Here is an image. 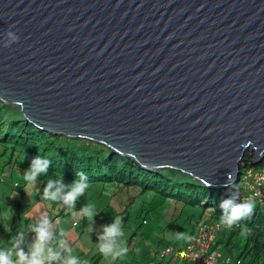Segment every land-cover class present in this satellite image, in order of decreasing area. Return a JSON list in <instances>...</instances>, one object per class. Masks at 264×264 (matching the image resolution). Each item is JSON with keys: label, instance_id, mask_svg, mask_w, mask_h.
Listing matches in <instances>:
<instances>
[{"label": "water", "instance_id": "water-1", "mask_svg": "<svg viewBox=\"0 0 264 264\" xmlns=\"http://www.w3.org/2000/svg\"><path fill=\"white\" fill-rule=\"evenodd\" d=\"M7 30L0 101L36 128L213 189L264 161V0H0Z\"/></svg>", "mask_w": 264, "mask_h": 264}, {"label": "trees", "instance_id": "trees-1", "mask_svg": "<svg viewBox=\"0 0 264 264\" xmlns=\"http://www.w3.org/2000/svg\"><path fill=\"white\" fill-rule=\"evenodd\" d=\"M0 144L3 148L0 150V168L5 167L0 170V183L6 184L4 171L10 179L17 177L21 180L32 158L41 155L52 161L48 175L53 179L56 178L53 173L61 172L64 182L71 183L77 178L76 172L82 171L87 174L91 187L100 184L106 187L109 184L127 194H134L137 189L140 194H149L155 198L154 192L177 198L192 205L202 206L204 213L209 214V220L204 224L219 222V204L229 195L237 197V202L243 200V175L246 174L244 169H264V161L259 165H250L249 160L241 167L238 185L226 189L209 188L180 171L144 169L133 158L121 156L104 145L44 132L26 120L18 107L1 101ZM132 198L131 200H134ZM133 203L134 201L128 203L122 210L128 219ZM255 205L253 214L236 224L241 229L237 230L234 225L229 234H220L217 244L224 243V247L229 251V254L223 257H233L242 264H264V202L255 201ZM185 249L175 251L174 254L181 255ZM233 249L238 251L236 257L233 256ZM102 257L99 253V259L92 264H100ZM173 259L177 260L174 256ZM180 260H184V264H190L183 258Z\"/></svg>", "mask_w": 264, "mask_h": 264}, {"label": "rangeland", "instance_id": "rangeland-1", "mask_svg": "<svg viewBox=\"0 0 264 264\" xmlns=\"http://www.w3.org/2000/svg\"><path fill=\"white\" fill-rule=\"evenodd\" d=\"M2 149L0 144V150ZM249 160L251 164L255 161L254 152L247 154L244 164ZM4 168L1 167L0 170ZM250 169H244V172L247 173ZM254 171L263 172L262 169L256 168ZM3 176L6 184L0 183V244L6 246L17 231L26 229L28 223L34 222L39 215L46 214L54 222L58 221L57 229L62 228L67 232L74 254L86 264H92L99 259L97 235L101 226L110 224L116 216L125 218L124 236L121 240L129 251L126 256L117 259L103 256L100 264H184V260L173 259L174 253L162 256L167 249L175 252L186 248L189 241L177 240L176 233L184 232L191 235L197 231L199 225L209 220V214L204 213L202 206L192 205L177 198L154 192L155 198L149 194H140L137 189L134 190V194H127L109 184L106 187L104 184L94 187L90 185L76 204L77 213L85 204L94 205L100 211L94 218L95 231L89 233L91 225L86 218L73 216L62 203L48 202L39 198L47 180L51 178L49 175L41 176L34 186L27 184L23 176L21 180L17 177L10 179L5 171ZM132 197L134 200H131ZM132 201L134 203L128 219L122 210ZM9 216L12 217L11 220L8 219ZM233 227L226 228L227 234ZM236 229L241 228L236 225ZM219 238L220 232L217 231L216 242ZM220 246H222L220 253L227 256L229 251L224 247V243ZM237 253L238 251L233 249V256L236 257Z\"/></svg>", "mask_w": 264, "mask_h": 264}, {"label": "clouds", "instance_id": "clouds-1", "mask_svg": "<svg viewBox=\"0 0 264 264\" xmlns=\"http://www.w3.org/2000/svg\"><path fill=\"white\" fill-rule=\"evenodd\" d=\"M11 27L13 26H9V28ZM3 37L0 43L5 48L19 41V36L11 30L5 31ZM51 164L50 159L41 155L33 157L29 167L23 173L24 181L34 186L41 176L48 175ZM139 165L146 169L141 164ZM53 175L56 178L47 180L41 198L48 202L62 203L73 216L87 219L91 225L89 233L95 231L94 218L100 211L91 204H85L78 213L76 211L77 202L90 187L87 174L77 171V178L71 183L64 182L61 172L53 173ZM255 206V201L252 199L237 202V197L229 195L219 204L221 210L219 224L225 228H231L249 218L253 214ZM11 218V216L8 217L9 220ZM56 223L58 221L54 222L48 215L41 214L34 222L28 223L26 229L17 231L6 246L0 244V264H86L78 255L74 254V249L67 238V232L62 228L57 229ZM123 236V218L116 216L110 224L101 226L97 235L99 253L106 258L113 259L126 256L129 249L124 246L121 240ZM176 239L189 241L192 237L187 233L179 232L176 233Z\"/></svg>", "mask_w": 264, "mask_h": 264}, {"label": "built area", "instance_id": "built-area-1", "mask_svg": "<svg viewBox=\"0 0 264 264\" xmlns=\"http://www.w3.org/2000/svg\"><path fill=\"white\" fill-rule=\"evenodd\" d=\"M263 172L255 173L251 168L245 175L243 181L246 185L242 188V198L252 199L256 202H264V169ZM226 232V228L218 223L204 224L200 226L192 235V239L186 249L180 255L175 253L177 259L183 258L190 264H242L240 260H234L233 257H223L220 253L222 246L218 245L215 240V233ZM174 253L173 250L167 249L164 255Z\"/></svg>", "mask_w": 264, "mask_h": 264}]
</instances>
